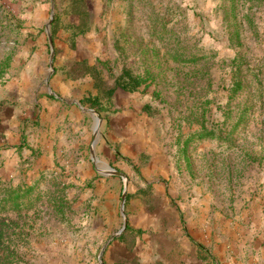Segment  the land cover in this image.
<instances>
[{"label": "rangeland", "instance_id": "obj_1", "mask_svg": "<svg viewBox=\"0 0 264 264\" xmlns=\"http://www.w3.org/2000/svg\"><path fill=\"white\" fill-rule=\"evenodd\" d=\"M0 264H264V0H0Z\"/></svg>", "mask_w": 264, "mask_h": 264}, {"label": "trees", "instance_id": "obj_2", "mask_svg": "<svg viewBox=\"0 0 264 264\" xmlns=\"http://www.w3.org/2000/svg\"><path fill=\"white\" fill-rule=\"evenodd\" d=\"M78 3L79 1H75L74 5H77ZM80 5H81V1H80ZM83 25L85 26L86 22H84ZM82 33L83 31L78 32V33L74 32V35L75 36L79 34L81 35ZM96 69H97L96 67L95 68L89 67V74L92 75L93 78H96L97 76L98 70ZM147 84H148V78L134 76L129 72H124L121 76H119L116 79L114 88L108 89L107 93L108 95L111 96L115 92L116 89H122L126 92H135L139 90L143 85H147ZM136 233H139V232H136L134 228H131L130 226H128L127 230L124 232V235L119 240L120 241L123 240L124 244H128L131 238H134L135 240L137 239L138 236L136 235Z\"/></svg>", "mask_w": 264, "mask_h": 264}, {"label": "water", "instance_id": "obj_3", "mask_svg": "<svg viewBox=\"0 0 264 264\" xmlns=\"http://www.w3.org/2000/svg\"><path fill=\"white\" fill-rule=\"evenodd\" d=\"M49 39H50V44H51V47H52V54H51V60L53 61L54 59V46H53V40L51 38V36H49ZM53 68V67H52ZM82 110L85 112V113H88V114H91L94 116V119L96 121V133H99L102 125H103V119L100 117V115L94 111V110H91V109H85V108H82ZM98 142V139H96L94 141V145H96ZM91 154H92V158H93V161L95 163L99 162V159L97 158L96 154H95V151L92 149L91 151ZM102 172L104 173H108L110 175H114L116 177H119V178H122L124 180V185H125V189L126 187L128 186V179L126 177L125 174L121 173V172H118L116 170H113L112 168H107V169H103ZM125 203H126V191H124L123 193V197H122V211H123V214H124V208H125ZM127 224H128V221H127V218L125 217V224H124V227L123 229L117 234V236H121L127 229ZM117 236L113 237L112 240H114Z\"/></svg>", "mask_w": 264, "mask_h": 264}]
</instances>
